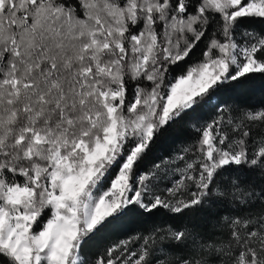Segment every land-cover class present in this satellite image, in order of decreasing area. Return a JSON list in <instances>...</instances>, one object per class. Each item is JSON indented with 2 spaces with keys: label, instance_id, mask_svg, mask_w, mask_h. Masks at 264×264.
Masks as SVG:
<instances>
[{
  "label": "snow or ice",
  "instance_id": "1",
  "mask_svg": "<svg viewBox=\"0 0 264 264\" xmlns=\"http://www.w3.org/2000/svg\"><path fill=\"white\" fill-rule=\"evenodd\" d=\"M245 18L264 0H0V264H264Z\"/></svg>",
  "mask_w": 264,
  "mask_h": 264
},
{
  "label": "trees",
  "instance_id": "2",
  "mask_svg": "<svg viewBox=\"0 0 264 264\" xmlns=\"http://www.w3.org/2000/svg\"><path fill=\"white\" fill-rule=\"evenodd\" d=\"M248 27L250 29H255L257 31H264V22H260L258 19L255 20H249L248 18H245V23L242 25V27ZM200 54V49H196L193 60L197 59ZM217 102V98L213 97L210 101H208L202 108L198 109V111L195 114L190 115L187 117V120H191L194 118H207L208 115H210L214 104ZM242 103H250V104H261L264 103V92L257 91L251 95L245 96L241 98ZM150 222V221H149ZM141 226H146L141 224ZM100 239L92 241L89 243L88 248L86 249L87 252L88 249L91 251L92 249L95 250L96 246L99 244ZM101 243V242H100Z\"/></svg>",
  "mask_w": 264,
  "mask_h": 264
},
{
  "label": "rangeland",
  "instance_id": "3",
  "mask_svg": "<svg viewBox=\"0 0 264 264\" xmlns=\"http://www.w3.org/2000/svg\"><path fill=\"white\" fill-rule=\"evenodd\" d=\"M106 237H101V238H99L100 239V242L102 243L103 242V240L105 239ZM98 239V240H99ZM99 242V243H100ZM88 251H89V253H92V252H94V249H92L91 251L88 249Z\"/></svg>",
  "mask_w": 264,
  "mask_h": 264
}]
</instances>
